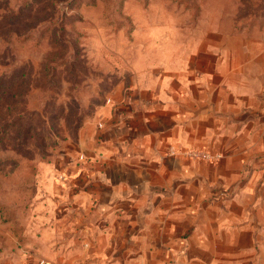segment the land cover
Returning a JSON list of instances; mask_svg holds the SVG:
<instances>
[{"label": "crops", "instance_id": "obj_1", "mask_svg": "<svg viewBox=\"0 0 264 264\" xmlns=\"http://www.w3.org/2000/svg\"><path fill=\"white\" fill-rule=\"evenodd\" d=\"M183 35L97 110L54 252L6 264H264V33Z\"/></svg>", "mask_w": 264, "mask_h": 264}, {"label": "rangeland", "instance_id": "obj_2", "mask_svg": "<svg viewBox=\"0 0 264 264\" xmlns=\"http://www.w3.org/2000/svg\"><path fill=\"white\" fill-rule=\"evenodd\" d=\"M211 25L260 36L264 0H0V264L54 252L97 110Z\"/></svg>", "mask_w": 264, "mask_h": 264}, {"label": "built area", "instance_id": "obj_3", "mask_svg": "<svg viewBox=\"0 0 264 264\" xmlns=\"http://www.w3.org/2000/svg\"><path fill=\"white\" fill-rule=\"evenodd\" d=\"M189 155H190L191 157H196V158H200V159H209L208 154L203 153V152H197V151H195V152H190Z\"/></svg>", "mask_w": 264, "mask_h": 264}]
</instances>
